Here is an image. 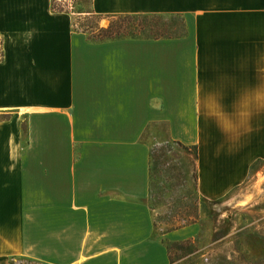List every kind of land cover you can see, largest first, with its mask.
<instances>
[{"label":"crops","instance_id":"0c3cea01","mask_svg":"<svg viewBox=\"0 0 264 264\" xmlns=\"http://www.w3.org/2000/svg\"><path fill=\"white\" fill-rule=\"evenodd\" d=\"M91 10L175 16L183 33L96 43L52 0H0V264H170L147 205L143 137L154 126L194 150L204 201L264 162V0H91Z\"/></svg>","mask_w":264,"mask_h":264},{"label":"rangeland","instance_id":"374dc122","mask_svg":"<svg viewBox=\"0 0 264 264\" xmlns=\"http://www.w3.org/2000/svg\"><path fill=\"white\" fill-rule=\"evenodd\" d=\"M52 7L70 14L74 29L96 43L156 35L176 38L183 33L175 16L103 18L93 14L91 0H54ZM108 31L113 36L104 34ZM143 139L150 148L147 205L155 237L168 249L170 264H264V162L251 167L240 188L218 202H208L196 193L194 150L169 141L163 127L150 128ZM184 229H188L184 240L164 239ZM10 264L38 263L15 259Z\"/></svg>","mask_w":264,"mask_h":264},{"label":"trees","instance_id":"16d2710c","mask_svg":"<svg viewBox=\"0 0 264 264\" xmlns=\"http://www.w3.org/2000/svg\"><path fill=\"white\" fill-rule=\"evenodd\" d=\"M53 1L54 0H52V3H53ZM52 11L53 12H55V13H65V12H61V11H56L53 7H52ZM139 18V17H138ZM140 18H146V17H140ZM154 18V17H153ZM181 24L183 25V23L181 22ZM125 30H127V29H125ZM133 30L134 29H132V30H130V32H133ZM138 30L139 31H143L142 30V27H139L138 28ZM146 32H148V33H153L154 32V29L152 28H146V30H145ZM118 33V32H117ZM117 33H115L114 35H117ZM106 36H113V33L112 34H110V32L108 31L107 33H104ZM182 35H180L179 37H181ZM179 37H176V38H179ZM109 38V37H108ZM144 40H154V41H157V40H169V39H173V38H164V37H162V36H152V37H144L143 38ZM165 247V246H164ZM166 248V247H165ZM166 251L168 252V249L166 248Z\"/></svg>","mask_w":264,"mask_h":264}]
</instances>
